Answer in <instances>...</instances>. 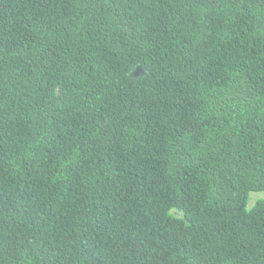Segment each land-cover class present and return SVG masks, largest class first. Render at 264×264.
I'll return each mask as SVG.
<instances>
[{
    "label": "trees",
    "instance_id": "obj_1",
    "mask_svg": "<svg viewBox=\"0 0 264 264\" xmlns=\"http://www.w3.org/2000/svg\"><path fill=\"white\" fill-rule=\"evenodd\" d=\"M0 264H264V0H0Z\"/></svg>",
    "mask_w": 264,
    "mask_h": 264
}]
</instances>
